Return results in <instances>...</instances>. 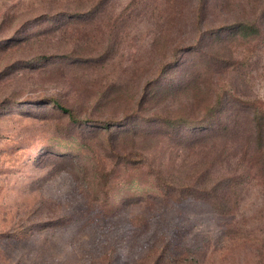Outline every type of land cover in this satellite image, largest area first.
<instances>
[{
    "label": "rangeland",
    "instance_id": "obj_1",
    "mask_svg": "<svg viewBox=\"0 0 264 264\" xmlns=\"http://www.w3.org/2000/svg\"><path fill=\"white\" fill-rule=\"evenodd\" d=\"M261 1L0 0V264H264V189L213 206L200 184L236 175L240 104L264 105ZM243 21L262 39L233 44L239 71L210 44L184 90L202 27ZM241 120L189 148L199 123ZM101 126L136 133L113 148Z\"/></svg>",
    "mask_w": 264,
    "mask_h": 264
},
{
    "label": "trees",
    "instance_id": "obj_2",
    "mask_svg": "<svg viewBox=\"0 0 264 264\" xmlns=\"http://www.w3.org/2000/svg\"><path fill=\"white\" fill-rule=\"evenodd\" d=\"M252 4H256V0H251ZM262 5V12L264 13V0L261 1ZM75 15H71L68 17L67 21L64 23L56 24L55 26H64L66 24L80 22L79 19H75ZM39 17H42L40 15ZM71 24V25H72ZM259 25L255 22H235V25L227 29L228 31H225L226 29L220 28V29H209L208 27L204 28L202 27V33L199 37H195V39L199 38L198 41H194L190 45L191 47L187 50L190 57V65L186 68L188 71L186 72V78L188 80L186 84V89L189 90L191 88H195L201 83V79L204 76L206 70L204 68V58H206V50L205 48H208V45L213 44L217 47H215V51L212 53V58H215V60L220 64L218 61V56L220 52L226 51L228 52L227 61H230L233 56V44L235 47L237 46H243L245 44H248V46L251 44L250 49H255V43L259 42L261 37V31L259 30ZM33 26L30 28L32 29ZM23 29V28H21ZM61 29V28H60ZM59 31H62L60 30ZM21 31V30H18ZM63 32V31H62ZM49 33H54V31H50ZM46 32V29L42 30V35L49 34ZM40 36L39 34H33L32 37L35 39L36 37ZM261 42V41H260ZM13 43H10L11 45ZM207 46V47H205ZM247 48L248 52L250 49ZM254 46V47H252ZM204 50V51H203ZM233 61V59L230 62L225 63L226 68L229 69L230 66L233 68V66L237 65L236 63H230ZM175 67V64L173 65ZM238 66L234 67V71L238 70ZM202 68L204 74H201L198 70ZM239 71V70H238ZM155 95V94H154ZM55 107L64 115H66L70 121L77 122L78 119L75 117V115L72 113L70 109L64 108L61 106V104L58 101H53ZM240 104L243 107V110H240L241 112L247 111L248 113V127L244 131H242L237 138L233 139V145H235V148L240 152L238 167L239 171H235V174H229V176H219V179L214 178L216 181L215 184H211L209 182L208 178V171L204 170V177H202L201 185L204 187L202 191H206L207 189H211V191H214L213 195H207V197L215 198L218 200L217 203H211L213 206H225L228 205L231 201V195L232 189H235L236 187L240 186L243 183H250L254 182L257 186L264 189V105L263 102L260 100H254V101H246L241 102ZM210 117V115H209ZM207 117V118H209ZM169 121L167 118H162V122ZM245 124V121L241 120L239 124L236 127H230L227 122L223 123L222 125L220 123H209L207 121L203 123H199V126L197 128L192 129L193 135L195 136V139L191 142L190 149H195V147L199 145H203L205 142L209 141L214 136L216 137H225L227 138L230 134V131H240L243 129V125ZM192 124V126H194ZM188 126H191V123H188ZM233 126V125H232ZM192 128V127H191ZM207 128V130H206ZM197 130V131H194ZM100 131H104V136L107 138L110 135L112 137H115L116 144L113 146V148L119 147L121 141L126 137H133L132 133H136L129 127L120 128L116 131H112L110 127L107 126H101ZM246 133V134H245ZM138 134V133H137ZM245 134V135H244ZM136 138V137H135ZM229 138V137H228ZM120 141V142H119ZM243 141V142H242ZM134 149V145L131 146V150ZM245 164L244 171H240L242 168V165ZM225 177V178H224ZM184 189L187 190V187L184 186ZM236 205V202H235ZM264 242V240H263ZM263 245V244H261Z\"/></svg>",
    "mask_w": 264,
    "mask_h": 264
}]
</instances>
